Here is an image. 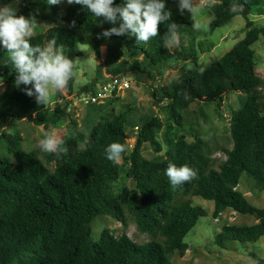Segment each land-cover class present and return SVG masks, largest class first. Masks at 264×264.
<instances>
[{"label":"trees","instance_id":"obj_1","mask_svg":"<svg viewBox=\"0 0 264 264\" xmlns=\"http://www.w3.org/2000/svg\"><path fill=\"white\" fill-rule=\"evenodd\" d=\"M62 1L49 5L47 0H0V8L8 7L35 25L59 19L61 24L32 35L29 42L43 48L55 39L56 47H62L75 65L82 56L80 44H91L100 58L106 41L117 42L121 50L115 60L120 62L108 70L113 76L126 72L128 62L123 58L128 55L136 57L128 71L137 70L152 79L150 70L159 65L197 60V49L184 44L186 39L195 41L194 17L179 12V0H164L172 16L147 43L128 33L104 38L100 34L119 27L121 21L113 25L78 4L62 9ZM206 1L214 14L212 32L242 15L247 21L245 37L207 67H189L165 89H153L154 105L165 119L152 116L141 126L132 125L126 111L112 110L92 127L85 121L88 134L77 127L64 134L56 153L40 156L27 151L19 133L5 131L10 123L24 121L54 127L71 120L72 115L62 103L51 108L37 104L32 84L17 87L18 73L7 50L0 46V77L8 83L0 102V264H172L175 251L181 257L186 255L185 237L206 216L201 206L193 204L194 197L214 202V218L227 209L255 217L253 225L224 226L215 238L219 247L225 248L229 241L254 243L264 237V208L253 206L239 190L245 173L264 191V106L258 97V90L264 89V76L257 71L253 48L264 29L249 20L262 0ZM123 3L114 0L113 6ZM172 24L180 38V48L173 50L171 43H165L171 40ZM12 73L16 75L10 78ZM74 83L75 75L67 89ZM25 89L33 95H26ZM232 93L244 95L241 107L233 110L230 118L232 147L223 149L225 160L215 162L212 148L200 134L193 133V140L188 141L181 133L183 111L193 103L221 107L224 97ZM136 127L139 130L130 148L128 140ZM113 142L126 146L122 162L107 159L106 149ZM146 145L156 153L151 159L144 156ZM169 163L188 165L197 177L174 188L165 174ZM124 173L130 186L117 191L115 183ZM102 215L122 225L125 231L120 237L104 229L99 241L92 239L91 223ZM130 219L141 234L152 239L143 244L133 241L126 232Z\"/></svg>","mask_w":264,"mask_h":264},{"label":"rangeland","instance_id":"obj_2","mask_svg":"<svg viewBox=\"0 0 264 264\" xmlns=\"http://www.w3.org/2000/svg\"><path fill=\"white\" fill-rule=\"evenodd\" d=\"M62 2L64 7L62 9H65L68 5L67 0H63ZM193 4L194 9H196L193 14L195 41L191 43V39H186L184 44L185 46L197 49L198 57L196 61H190L189 63L169 62L159 65L157 70H150L154 75V79H152L148 74L140 73L137 70L135 72L128 71L129 65H132L136 59V57L128 55L123 58L128 62L125 65L126 72L124 74L129 77L131 88L126 92L124 97L114 98L107 104L101 105V107L91 106L88 108L79 105L77 95L85 91L83 90L84 87L94 88L97 84L113 76L108 70L120 62L119 60H115V56L121 50V47L117 42L106 41V44L102 47L100 58H97L91 44H80L82 56L76 59L74 68L75 83L72 89L54 93L48 103L49 108L54 107L55 103L67 105L72 119H67L63 124L49 128L36 126L27 121L13 122L10 123L5 131L19 133L23 137V148L27 151H36L41 156L43 151L39 147V141L44 138L45 132H50L58 140H61L64 134L75 130L76 127L78 130L86 131L84 128L85 121V124L92 127L112 110L116 112L126 111L128 120L132 125L141 126L146 119L152 116L164 120L165 115L163 111L154 105L153 89L155 87L165 89L189 67H196L198 69L207 67L245 37L247 21L242 15L234 17L228 24L212 32L210 25L214 20V14L208 7L207 1L193 0ZM249 20L254 22L255 26L264 29V0L253 9ZM59 24H61L59 19L56 21H40L36 23L33 35ZM196 25H199V27H196ZM176 37L178 43H171V50L180 48V38ZM253 48L256 52L257 71L264 76V35L253 45ZM112 50L114 51L113 54ZM141 59L142 57H139V60ZM15 75V73H12L10 78ZM7 89V80L0 77V102L3 100ZM243 96L241 93L228 94L224 97L221 107L211 104H191L189 108L183 111L184 119L181 133L186 136L188 141L193 140V133L200 134L214 152L212 156L213 161L225 160L226 156L223 149L232 147L230 135L231 114L233 110L241 107L240 101ZM258 97L260 103L264 106V89L258 90ZM128 131L132 132L131 126L128 127ZM86 132L88 134V131ZM133 143V138L128 140L130 148ZM163 153L164 151L159 154ZM155 155L154 150L146 145L144 156L151 159ZM120 162H122V159ZM124 186H130V181L125 176V173L115 183V190L118 191ZM239 190L253 206L264 208V191L258 189L255 181L245 173L242 175ZM192 201L195 206H201L206 211V216L201 217L197 225L185 237L184 242L189 247L186 255L181 257L178 251H175L171 255L172 264H264V237H261L254 243H245L237 240L229 241L226 243L225 248H221L215 243L216 236L224 226L253 225L256 223L254 216L240 214L233 209H227L218 218H214L213 201L205 200L201 197H194ZM91 227L92 239L94 241L100 240L104 229H109L115 237H120L125 231L117 220L106 215L95 218L91 223ZM126 232L133 241L139 244L146 243L152 239L151 236L141 234L138 231L134 219H130Z\"/></svg>","mask_w":264,"mask_h":264},{"label":"clouds","instance_id":"obj_3","mask_svg":"<svg viewBox=\"0 0 264 264\" xmlns=\"http://www.w3.org/2000/svg\"><path fill=\"white\" fill-rule=\"evenodd\" d=\"M61 0H47L49 5H57ZM68 4H78L86 7L95 17H103L105 21L115 25L121 21L119 27H112L100 35L110 38L113 35L122 36L128 33L135 36L138 42L147 43L151 38L159 35V25L170 20L172 13L166 10L164 0H124L123 5L113 6L114 0H67ZM178 10L181 14L187 11L194 14L192 0H179ZM236 11V9H232ZM75 26V21L72 22ZM35 24L29 18L8 8H0V46L7 50L9 58L18 73L15 85L32 84L36 94V102L47 106L51 96L56 92H64L69 82L73 80L75 72L74 61L63 54V49L56 47L55 39L47 46L33 47L29 40L33 35ZM199 27V25H196ZM176 25H170L171 40L166 45L178 43L175 35ZM100 38V37H98ZM26 95L32 96L33 91L24 90ZM52 133L45 132L44 138L39 141L43 152L56 153L59 144ZM126 146L113 142L106 149L107 159L119 163ZM67 152V149H64ZM165 174L172 187L180 186L197 177V172L188 165L177 167L169 163Z\"/></svg>","mask_w":264,"mask_h":264},{"label":"built area","instance_id":"obj_4","mask_svg":"<svg viewBox=\"0 0 264 264\" xmlns=\"http://www.w3.org/2000/svg\"><path fill=\"white\" fill-rule=\"evenodd\" d=\"M131 88L129 77L125 74L111 76L108 80L97 84L90 90H85L77 95V102L82 107L101 106L107 104L114 98L124 97ZM139 128H135L133 139L135 140Z\"/></svg>","mask_w":264,"mask_h":264}]
</instances>
